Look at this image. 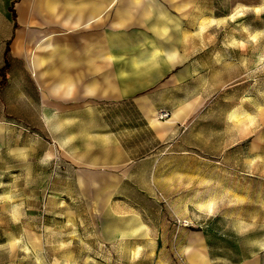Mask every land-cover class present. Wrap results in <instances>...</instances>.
<instances>
[{"label": "crops", "instance_id": "crops-1", "mask_svg": "<svg viewBox=\"0 0 264 264\" xmlns=\"http://www.w3.org/2000/svg\"><path fill=\"white\" fill-rule=\"evenodd\" d=\"M201 4L0 0V69L9 66L0 89V122H16L4 128L66 130L64 144L80 149L69 153L65 147L54 159L98 168L97 180L81 174L77 186L97 203L107 200L105 210L122 221L112 242L181 243L187 264H263L264 240L250 239L254 231L246 220L244 239L231 237L227 219L217 215L192 229L182 224L184 213L172 223L151 220H161L165 209L185 210V188H160L158 180L168 171L185 175L183 165L168 160L184 161L183 152L169 150L200 110ZM186 105L173 122L157 119L159 112L171 117ZM106 108L132 112L133 119L105 121ZM89 129H102L97 134L113 140L105 155L88 154ZM191 207L219 210L199 202Z\"/></svg>", "mask_w": 264, "mask_h": 264}, {"label": "rangeland", "instance_id": "rangeland-1", "mask_svg": "<svg viewBox=\"0 0 264 264\" xmlns=\"http://www.w3.org/2000/svg\"><path fill=\"white\" fill-rule=\"evenodd\" d=\"M200 9V110L169 150L183 152L184 161L168 160L183 165L185 175L168 171L158 180L160 188H185V210L165 209L161 220H151L172 223L184 213L189 228L217 215L227 219L231 237L243 239L246 220L250 239L264 240V0H202ZM189 106L157 119L173 122ZM104 119L133 118L106 108ZM3 124L16 122H0V264H187L181 243L111 241L122 221L105 210L107 200L97 203L77 186L81 174L97 180L98 168L54 159L65 147L80 149L64 144L66 130ZM98 131L89 129L92 158L113 143ZM196 202L219 210L199 213L191 207Z\"/></svg>", "mask_w": 264, "mask_h": 264}, {"label": "trees", "instance_id": "trees-1", "mask_svg": "<svg viewBox=\"0 0 264 264\" xmlns=\"http://www.w3.org/2000/svg\"><path fill=\"white\" fill-rule=\"evenodd\" d=\"M11 12L13 13V17H15L12 9H11ZM7 68H8V64L6 62L4 67L2 68V70L0 71V76H1L0 87L3 86L6 82V70H7Z\"/></svg>", "mask_w": 264, "mask_h": 264}, {"label": "built area", "instance_id": "built-area-1", "mask_svg": "<svg viewBox=\"0 0 264 264\" xmlns=\"http://www.w3.org/2000/svg\"><path fill=\"white\" fill-rule=\"evenodd\" d=\"M161 117H162V118H163V117H168V114L164 113V114L161 115Z\"/></svg>", "mask_w": 264, "mask_h": 264}]
</instances>
